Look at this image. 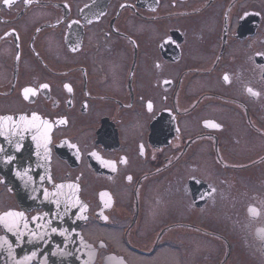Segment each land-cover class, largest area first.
Returning a JSON list of instances; mask_svg holds the SVG:
<instances>
[{
  "label": "flooded vegetation",
  "instance_id": "obj_1",
  "mask_svg": "<svg viewBox=\"0 0 264 264\" xmlns=\"http://www.w3.org/2000/svg\"><path fill=\"white\" fill-rule=\"evenodd\" d=\"M0 218V264L78 230L88 264H264V0H0Z\"/></svg>",
  "mask_w": 264,
  "mask_h": 264
},
{
  "label": "water",
  "instance_id": "obj_2",
  "mask_svg": "<svg viewBox=\"0 0 264 264\" xmlns=\"http://www.w3.org/2000/svg\"><path fill=\"white\" fill-rule=\"evenodd\" d=\"M73 207H74V204H73ZM79 216L81 217L82 214L80 213ZM80 226V225H79ZM78 235H79V261L75 264H88L89 261L87 259V256L84 255L85 251H87V247H86V244L85 242L83 241L81 235H80V231L78 230ZM90 263H91V260H90Z\"/></svg>",
  "mask_w": 264,
  "mask_h": 264
},
{
  "label": "snow or ice",
  "instance_id": "obj_3",
  "mask_svg": "<svg viewBox=\"0 0 264 264\" xmlns=\"http://www.w3.org/2000/svg\"><path fill=\"white\" fill-rule=\"evenodd\" d=\"M12 2V0H5V3L6 4H9V3H11ZM25 2L27 3L28 2V0H25ZM225 79L227 80V77H225ZM45 87H47V85H45ZM69 91H71V89L69 88L68 89ZM29 92H32V94L34 95L35 94V92H34V90H32V89H26L25 90V98H27L28 97V93ZM149 108H151V105H149ZM213 127H218L217 125H212ZM18 175H19V173H17ZM7 215H9V216H12V215H16L15 213H7ZM0 219H2V218H0Z\"/></svg>",
  "mask_w": 264,
  "mask_h": 264
}]
</instances>
